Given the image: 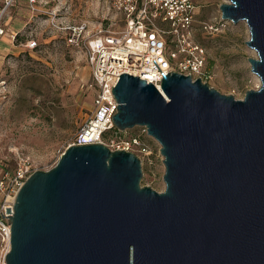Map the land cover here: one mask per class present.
Segmentation results:
<instances>
[{
  "label": "water",
  "instance_id": "95a60500",
  "mask_svg": "<svg viewBox=\"0 0 264 264\" xmlns=\"http://www.w3.org/2000/svg\"><path fill=\"white\" fill-rule=\"evenodd\" d=\"M219 8L247 24L260 87L236 100L158 66L161 89L122 74L115 127H146L160 144L165 191L142 187L132 152L69 146L6 208L7 264H264V0Z\"/></svg>",
  "mask_w": 264,
  "mask_h": 264
},
{
  "label": "rangeland",
  "instance_id": "374dc122",
  "mask_svg": "<svg viewBox=\"0 0 264 264\" xmlns=\"http://www.w3.org/2000/svg\"><path fill=\"white\" fill-rule=\"evenodd\" d=\"M225 1L198 0L194 39L207 52V77L202 82L243 100L249 90L261 85L248 61L257 53L246 44L247 24L230 22L217 33L203 29L221 18L219 6ZM4 7L0 0V20L6 28L0 38V160L11 172L21 165L32 172L48 171L94 103L93 92L87 89L91 82L87 49L85 44L70 43V28L85 25L80 39L87 43L100 30H109L116 14L111 0H38L35 11L27 0H15ZM32 41L38 43L35 50L28 47ZM125 132L126 137L140 135L146 148L131 151L142 162V187L165 191L160 144L140 127Z\"/></svg>",
  "mask_w": 264,
  "mask_h": 264
},
{
  "label": "built area",
  "instance_id": "2783aa9c",
  "mask_svg": "<svg viewBox=\"0 0 264 264\" xmlns=\"http://www.w3.org/2000/svg\"><path fill=\"white\" fill-rule=\"evenodd\" d=\"M1 1L7 7L15 0ZM27 1L35 11L38 0ZM111 8L116 17L111 20L110 29L100 30L87 43L80 39L86 31L85 25L70 28V43L78 47L85 44L87 49L91 70L87 89L93 92L94 103L68 147L104 144L111 150L145 151L140 135L126 137L127 132L115 127L113 116L119 103L112 90L122 74L139 77L158 89L163 74L170 72L191 76L193 80L207 77L206 49L194 39L198 0H111ZM229 23L219 18L204 24L203 29L222 32ZM5 35L6 28L0 20V38ZM28 47L35 50L38 43L32 41ZM140 128L148 135L146 127ZM31 174L25 165L13 172L5 170L0 160V264H7L6 256L11 248V225L6 217L11 214H7L6 208L13 210L16 196Z\"/></svg>",
  "mask_w": 264,
  "mask_h": 264
}]
</instances>
